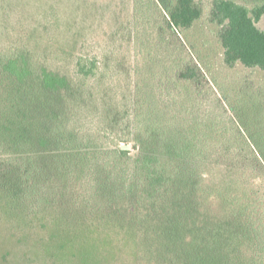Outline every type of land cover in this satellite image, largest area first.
Listing matches in <instances>:
<instances>
[{
	"label": "trees",
	"instance_id": "obj_1",
	"mask_svg": "<svg viewBox=\"0 0 264 264\" xmlns=\"http://www.w3.org/2000/svg\"><path fill=\"white\" fill-rule=\"evenodd\" d=\"M201 12L197 0H170L163 8L174 37ZM263 14L264 0L250 7L211 1L209 20L220 26L225 64L264 70V31L256 25ZM157 38L161 46L164 37ZM196 64L184 58L174 67L173 79H163L159 94L170 96V86L183 82L187 95L202 102ZM2 68L14 96L9 115L0 122V193L10 207L51 210L68 226L101 220L133 244L134 264H264V200L257 190L247 191V179H226L222 188L213 182L210 146L223 144L218 159L226 161L229 174L237 172L233 149L226 152L229 145L220 138L214 142L209 125L198 124L186 102L167 99L163 107L185 104L191 120L146 105L149 115L139 120L145 129L137 132L135 157L120 146H69L80 141L76 134L82 124L69 117L84 96L79 82L46 66L35 72L19 56L5 60ZM76 68L85 77L95 65L84 67L78 61ZM133 106L138 112L145 105L137 98ZM231 186L243 188L230 195Z\"/></svg>",
	"mask_w": 264,
	"mask_h": 264
},
{
	"label": "rangeland",
	"instance_id": "obj_2",
	"mask_svg": "<svg viewBox=\"0 0 264 264\" xmlns=\"http://www.w3.org/2000/svg\"><path fill=\"white\" fill-rule=\"evenodd\" d=\"M169 1L0 0V122L14 99L11 79L2 68L12 56L24 58L35 72L46 66L79 82L84 96L69 117L82 124L76 134L80 141L69 146L126 145L135 157L137 132L145 129L139 120L149 115L146 105L191 120L185 104H177L186 102L197 123L209 125L214 142L220 138L229 145L226 152L233 149L237 172L229 174L224 171L226 161L218 159L223 144L210 146L216 166L213 182L222 188L226 179H247V191L257 190L264 200V70L223 62L220 26L209 20L212 0H197L200 17L174 37L163 15ZM233 1L250 7L255 0ZM256 25L264 31V14ZM157 35L164 37L161 46ZM186 57L197 63L202 102L187 95L183 82H175L174 91L170 86V96L159 94L163 79H173L174 67ZM78 61L95 68L83 77L77 72ZM137 98L145 105L138 112L133 106ZM167 99L177 103L164 108ZM242 188L231 186L228 193ZM62 219L51 210L10 207L0 193V264H134L133 244L121 232L106 228L101 220L77 227Z\"/></svg>",
	"mask_w": 264,
	"mask_h": 264
},
{
	"label": "water",
	"instance_id": "obj_3",
	"mask_svg": "<svg viewBox=\"0 0 264 264\" xmlns=\"http://www.w3.org/2000/svg\"><path fill=\"white\" fill-rule=\"evenodd\" d=\"M121 148H122V149H127L128 146H126V145H122Z\"/></svg>",
	"mask_w": 264,
	"mask_h": 264
}]
</instances>
